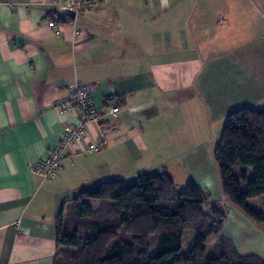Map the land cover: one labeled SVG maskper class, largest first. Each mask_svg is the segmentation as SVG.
Wrapping results in <instances>:
<instances>
[{
    "label": "crops",
    "instance_id": "1",
    "mask_svg": "<svg viewBox=\"0 0 264 264\" xmlns=\"http://www.w3.org/2000/svg\"><path fill=\"white\" fill-rule=\"evenodd\" d=\"M59 9L51 0H0V264H54L64 203L181 160L177 143L192 135L197 109L210 119L264 110V0H101L80 21ZM75 83L88 88L97 119L44 179L32 167L83 121L79 108L58 106ZM108 100L119 107L115 118L104 113ZM199 175L226 213L224 234L240 253L263 256L264 226L224 199L218 170ZM250 202L261 210L264 196Z\"/></svg>",
    "mask_w": 264,
    "mask_h": 264
},
{
    "label": "trees",
    "instance_id": "2",
    "mask_svg": "<svg viewBox=\"0 0 264 264\" xmlns=\"http://www.w3.org/2000/svg\"><path fill=\"white\" fill-rule=\"evenodd\" d=\"M213 159L224 199L264 226V203L259 210L250 202L264 196V110L228 112ZM225 218L206 189L190 179L177 190L166 170L103 181L81 189L56 215L54 264H264L260 255L238 251L223 232ZM185 232L193 234L187 250Z\"/></svg>",
    "mask_w": 264,
    "mask_h": 264
},
{
    "label": "rangeland",
    "instance_id": "3",
    "mask_svg": "<svg viewBox=\"0 0 264 264\" xmlns=\"http://www.w3.org/2000/svg\"><path fill=\"white\" fill-rule=\"evenodd\" d=\"M80 13L81 11L79 14L77 13L78 21L81 20ZM186 116L189 117L188 112L182 109V117H180L181 121L182 119H187ZM193 119L195 120V124L192 127V135L189 139L177 143L179 146L177 151L179 148L183 151V158L181 160L178 158L172 159L166 163L167 167L165 169L173 177L177 190H183L190 179L197 184V180L200 176L199 173L202 174V172H206L208 175L212 176L213 170L217 171V166L213 159V151L220 140L224 119L219 117H213L210 119L205 111L199 109L193 112ZM159 160L161 161V159H157L156 161L158 162ZM162 161H164V159ZM189 161H191L190 163L193 167L190 166ZM159 171L162 172L163 170L152 171V173ZM128 174L132 173L129 172ZM112 176L110 177L111 179L113 178ZM216 203L219 204L218 201H216ZM219 206L222 208L220 204ZM192 240L193 234L191 232H185L183 239L184 250H187L191 246ZM215 243V238L211 237L208 239L206 244L208 255L212 253V248ZM260 256H262V254ZM262 257H264V255Z\"/></svg>",
    "mask_w": 264,
    "mask_h": 264
},
{
    "label": "built area",
    "instance_id": "4",
    "mask_svg": "<svg viewBox=\"0 0 264 264\" xmlns=\"http://www.w3.org/2000/svg\"><path fill=\"white\" fill-rule=\"evenodd\" d=\"M101 0H51L55 8L61 7L74 10L79 13L82 10L95 9L99 6ZM50 24L52 22L50 21ZM67 95L58 101V106L70 108L77 107L82 112L83 121L63 131L56 144L51 148L48 155L41 159L32 167V172L39 174L44 179H53L66 156V149L70 145L82 141L86 135L84 123L96 121V111L92 105L91 96L88 88L81 83H75L67 88ZM104 113L115 118L119 112V107L112 100L105 102ZM102 142L88 143V150L98 151Z\"/></svg>",
    "mask_w": 264,
    "mask_h": 264
},
{
    "label": "water",
    "instance_id": "5",
    "mask_svg": "<svg viewBox=\"0 0 264 264\" xmlns=\"http://www.w3.org/2000/svg\"><path fill=\"white\" fill-rule=\"evenodd\" d=\"M59 12L67 17L74 18L76 16V12L74 10H70L64 7L59 9Z\"/></svg>",
    "mask_w": 264,
    "mask_h": 264
}]
</instances>
